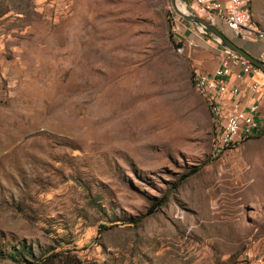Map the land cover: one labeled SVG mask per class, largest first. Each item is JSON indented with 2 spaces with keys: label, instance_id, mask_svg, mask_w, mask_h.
Returning <instances> with one entry per match:
<instances>
[{
  "label": "rangeland",
  "instance_id": "374dc122",
  "mask_svg": "<svg viewBox=\"0 0 264 264\" xmlns=\"http://www.w3.org/2000/svg\"><path fill=\"white\" fill-rule=\"evenodd\" d=\"M173 8L0 0V264H264V133L215 154Z\"/></svg>",
  "mask_w": 264,
  "mask_h": 264
},
{
  "label": "built area",
  "instance_id": "2783aa9c",
  "mask_svg": "<svg viewBox=\"0 0 264 264\" xmlns=\"http://www.w3.org/2000/svg\"><path fill=\"white\" fill-rule=\"evenodd\" d=\"M253 2L254 0H195L192 9L193 13L205 17L210 23L222 24L235 37L264 38V30L253 20ZM177 34L178 43H181L178 47L184 51L185 46L198 47L203 37L207 36V30L203 26L196 25L194 36L188 38L185 35L181 36L180 30ZM213 41L220 44L218 40ZM217 51H219L218 66L214 73L197 70L195 74L197 92L202 95L212 113L215 154L263 131L259 105L256 102L245 101L242 85H231L230 80L235 74L237 79L245 81L247 76L252 77L264 71L242 54L228 47L221 46ZM260 57L264 60V51ZM262 85L263 82L253 80L249 87L255 93Z\"/></svg>",
  "mask_w": 264,
  "mask_h": 264
},
{
  "label": "crops",
  "instance_id": "0c3cea01",
  "mask_svg": "<svg viewBox=\"0 0 264 264\" xmlns=\"http://www.w3.org/2000/svg\"><path fill=\"white\" fill-rule=\"evenodd\" d=\"M183 26L184 29L182 32H180L181 36L185 35L187 36V38L189 36H194L196 25L188 22L187 20L184 21ZM231 37L233 38V36ZM257 39L241 45H243L252 54L260 56L264 51V41H257ZM221 46V44H216L212 39L204 36L198 47L191 48V55L195 60V64L200 68L199 70L209 74L214 73L216 67L218 66L219 51H217V48H220ZM235 70H238V68H235ZM253 80L263 82L260 90L255 93L249 87L250 83H252ZM230 84H241L244 89L243 93H245V101H247L248 103L256 102L259 105V116L263 126L262 132H264V73H258L252 77L247 76L245 78V81L237 79L236 75L234 74L231 77Z\"/></svg>",
  "mask_w": 264,
  "mask_h": 264
},
{
  "label": "water",
  "instance_id": "95a60500",
  "mask_svg": "<svg viewBox=\"0 0 264 264\" xmlns=\"http://www.w3.org/2000/svg\"><path fill=\"white\" fill-rule=\"evenodd\" d=\"M173 9L182 16L186 21L194 24L203 26L207 30V35L213 40H218L222 46L228 47L235 52H238L248 58L252 63L260 67L264 71V60L260 56H256L249 52L243 45L236 42L231 36L226 32L221 30L217 25L210 23L203 17L199 16L196 13L189 12L188 10L182 11L178 9L177 0H172Z\"/></svg>",
  "mask_w": 264,
  "mask_h": 264
},
{
  "label": "trees",
  "instance_id": "16d2710c",
  "mask_svg": "<svg viewBox=\"0 0 264 264\" xmlns=\"http://www.w3.org/2000/svg\"><path fill=\"white\" fill-rule=\"evenodd\" d=\"M264 133V132H262ZM200 167H195L192 169L189 173L185 175L184 178L190 176L191 174H194L198 172ZM165 199H162L161 201H158L153 204V207L150 209L148 214L153 213L157 210L159 206L163 204ZM25 245H22L19 249H16L14 252H12L9 256V258L18 261L20 260V257L23 256L22 254L25 252ZM32 252H30L31 254ZM34 264H98L95 261H85L82 260L81 257L76 255L75 253L71 254V252L68 250L65 251H48V254L45 256L39 258Z\"/></svg>",
  "mask_w": 264,
  "mask_h": 264
},
{
  "label": "bare ground",
  "instance_id": "6f19581e",
  "mask_svg": "<svg viewBox=\"0 0 264 264\" xmlns=\"http://www.w3.org/2000/svg\"><path fill=\"white\" fill-rule=\"evenodd\" d=\"M178 9H181L182 11H187V9H186V5L184 6V7H182L181 5H180V2H178Z\"/></svg>",
  "mask_w": 264,
  "mask_h": 264
}]
</instances>
